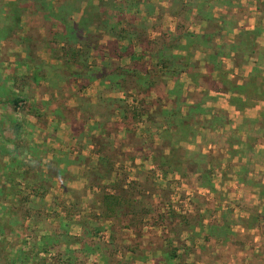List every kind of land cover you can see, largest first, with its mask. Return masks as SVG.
I'll return each instance as SVG.
<instances>
[{"label":"rangeland","instance_id":"1","mask_svg":"<svg viewBox=\"0 0 264 264\" xmlns=\"http://www.w3.org/2000/svg\"><path fill=\"white\" fill-rule=\"evenodd\" d=\"M208 1L224 3L127 0L116 37L90 26L94 48L88 56L83 49L82 69L66 62L60 37L54 43V30L28 9L44 6L21 0L20 18L16 3L0 10V58L8 54L2 70L13 69L9 78L2 74L9 80L0 79V159L25 178L10 194L0 177V264H264V104L241 129L224 105L264 100V55L257 82L238 85L244 49L252 45L213 37L249 7L264 21V0H228L234 12H224L225 23L209 18L202 32L198 18L209 17ZM96 3L75 1L72 19L87 21ZM20 24L25 58L10 30ZM249 38L243 43L253 44ZM129 42L147 69L138 72L157 83V92L114 76L130 63L119 48ZM160 53L163 61L177 55L178 74L157 66ZM13 77L16 86L8 83ZM212 89L233 96L223 100ZM16 97L24 111L7 103ZM239 130L247 134L243 142ZM240 144L247 163L234 148ZM104 193L120 199L115 211L103 206ZM33 201L28 210L41 222L32 226L25 212ZM81 237L88 248L76 253Z\"/></svg>","mask_w":264,"mask_h":264},{"label":"trees","instance_id":"2","mask_svg":"<svg viewBox=\"0 0 264 264\" xmlns=\"http://www.w3.org/2000/svg\"><path fill=\"white\" fill-rule=\"evenodd\" d=\"M33 4L37 5V6H44V7H52V6H57L60 9V13H53L51 16L56 19L57 22H61L62 24H60V27H58L56 30H54L53 35H54V43L57 42V38L60 37V40L58 42V44L61 43V46L59 47L60 50H63V54L65 57V60L67 63H70L71 65H75L76 67H80L81 69L83 68V66H86V57H84L83 59H81L82 61H79V57L80 55H82V51L83 49H87V56L90 54V49H93L94 47L92 46L93 41H90V35L92 34L91 27H95L98 30L100 29H105L107 34L116 37L117 36V32H120L121 30H124V28H120V26H122V21H123V11H124V7H126L127 4H129V2H127V0H118V4L117 3H111V4H106L103 3L102 0H97V3L95 5H93L91 8H94V10L96 11V13H91L89 14V19L87 18V21L84 19L80 20L77 24H72V25H68V26H64L66 25L63 23V20L65 19L64 16H66V10L65 8L67 6H70L71 8H73V6L75 5V1L77 0H30ZM3 3H5L4 0H0V10H2V6ZM66 3V5H65ZM10 4H15L10 2ZM45 4V5H43ZM101 8H104L103 11H100ZM97 11L99 13H97ZM98 14L100 16H98ZM98 18V19H97ZM98 20L99 23L94 22V20ZM84 23H86V26L84 25ZM96 23V24H95ZM91 26V27H90ZM62 27V28H61ZM179 30V28H178ZM85 33V34H84ZM189 36H192V33L188 34ZM89 36V38H88ZM188 36V37H189ZM5 35H0V44L1 41H3V38H5ZM86 39V40H85ZM1 48V46H0ZM119 48L123 50L122 54H124L123 56H126L130 63H128V65H126L125 67H121L119 68V72H115L113 74H115L114 76L116 78L123 76L122 81H127L130 80L131 82V87L133 88H137V89H144V87L146 86V91H153V92H157L156 91V86L153 80L149 79L147 80L145 77H142L140 75V72H138V69H140L139 71L142 70H146L145 69V64L141 63V58L142 53L135 51L132 47V44L128 45H119ZM24 49H26L24 47ZM27 54L29 53L26 49ZM1 58H0V67L2 65L1 63ZM178 58L177 55H171L170 58H168V60H164L162 59L161 53L158 55V60H157V66H163L165 71L167 73H170L172 75L178 74ZM3 74H7L6 76L9 78L11 76H13V69L11 70L8 67H3ZM85 69V68H84ZM88 70V68H86ZM2 70V68H1ZM5 71V72H4ZM93 71V70H92ZM88 72V71H87ZM82 78H87V76L89 77L90 75H85L84 77L82 75H80ZM150 76V75H149ZM158 76L156 75V78ZM8 78H3L2 80H9ZM12 79V86H16L17 85V79L16 77L10 78ZM22 82H26L23 79H21ZM147 80V81H146ZM126 81V82H127ZM114 83V82H113ZM117 87L122 86V84L117 80V83H114ZM157 84V83H156ZM22 100L18 97L7 100V103H9L11 105V107L17 111H24L22 106H20V102ZM19 109V110H18ZM32 115H34V117H36L37 120H39V115L37 113V111H32L31 113ZM27 148V156H29V154L32 152L27 145L25 146ZM15 164L11 163V162H5L2 161V159H0V177H3V180L10 184V189L9 192L10 194H12V191L14 190V188H20V182L22 180H25L24 177H22V172L20 167H18L19 169H15ZM8 187H5V189H7ZM15 195V194H14ZM117 195H113V194H103L102 196V204L103 206L106 208V210L109 211H115V207L116 205H118V203L120 202V199L117 198ZM43 199H39L38 202H41ZM117 200V203H115L114 201ZM36 202H29L27 205V210L25 212V216L26 218L29 219V221L31 222L32 226L34 223H38L41 222V220L36 218V214L34 213L35 211H33L32 209L28 210V208H30V206H33V204ZM112 213V212H111ZM109 218L113 217V215L108 214ZM56 231V230H55ZM0 232H2V230L0 229ZM92 235V233H90ZM58 235L60 237H64V235H60L58 233ZM90 236V235H89ZM79 243L78 246H80L77 252H82L83 248H88V243L85 240V238L81 237L80 239H78L77 241ZM45 249V248H44ZM61 253L60 248L57 249V253Z\"/></svg>","mask_w":264,"mask_h":264},{"label":"crops","instance_id":"3","mask_svg":"<svg viewBox=\"0 0 264 264\" xmlns=\"http://www.w3.org/2000/svg\"><path fill=\"white\" fill-rule=\"evenodd\" d=\"M9 2L16 3L14 8L19 11V18H20L21 14H22V11H21L22 2H21V0H18V1L10 0ZM223 2L224 3H220V5L217 4L215 6H214L212 1H208L205 3V5H207L208 7L212 8V9H210V11H209V17L208 18H205V17H199L198 18V24H199L198 28H200V30L202 32H206L209 30V29H207V30L205 29V31L202 30V28L205 25H207L208 21L210 20L209 18H211L213 20L215 19V24H220L221 22L225 23L224 12H227V11L234 12L233 11V10H235L234 7H236L237 5H235L233 3V1L223 0ZM8 7H10V4H7L5 1V3H3V6H2V8H3L2 11H5L6 8H8ZM44 8H47V10ZM44 8H37V7H33L31 5H29V7H28L29 10L33 9L34 11H36V13L39 15L41 21L44 22V24H43L44 28H49V30H56L58 27H60V24H62V23L60 21L57 22L56 19H54L51 15L53 13L59 14L60 9L57 6L56 7L55 6L44 7ZM73 8H71V7L65 8L66 16H64V18L68 19V20H66V23H64V20H63V23L66 24V25H63V27L68 26V25H72L73 23L77 24L80 20H82V19L84 20V18L82 17L81 14H79L78 19H74V18L72 19V13H75L77 11ZM249 10H250L249 12H244V14H242V16L244 15L242 17V19H239L238 22L236 24H234L230 30L225 29V28L222 29V32H223L222 36H220V37H219V35L213 36L214 39H216V40H220L221 38L224 40H226L227 38H230L231 41L233 39L234 40L240 39V43L242 45H245V46L252 45V48H250L249 50L244 49V53H246V54H244L245 60L242 62L241 67L239 69L240 75H239V78L237 79L238 85H243V84H246L248 82L255 84L257 82L256 81L257 79L255 78V74H256V71L260 68L262 56L264 55V21L260 20V17H259L260 15H259L258 9L256 7H254V8L249 7ZM23 13H26V11ZM11 20H13V17L11 19L9 17V20L6 18L7 22L11 21ZM21 27H22V24L17 25V27L14 29L11 27L10 30H14L15 33H17L16 36L18 37V40H19L17 42V44L20 45L22 50H23L24 47L27 49V47H26L27 37L25 39H23V37H19V33H18L17 29L21 28ZM245 34H249V36H250L249 39L252 40L253 44H250L247 41L243 43ZM59 45H61V44H59ZM26 49H24L25 56L23 58L27 57L29 54V53L27 54ZM4 52H6V51L4 50ZM236 52H237V50L235 51V53ZM235 53L231 52L229 59H232V57L234 56ZM7 58H8V54L6 53L5 59H7ZM5 59H1L2 65L0 67V71H2V72H0V79L4 78V75L2 77L3 70H1V68L5 63V61H4ZM234 69H236V68L234 67ZM235 72H238V71L236 70ZM6 75L7 74H5V76ZM231 76H233V75H231ZM3 81H5V80H3ZM8 83L12 84V82H8ZM210 91H212V93L220 96V98L223 100H226V99L229 100V98L233 96L231 94L232 91L230 89L224 90V91H220L218 89H214V90L212 89ZM233 94H234V92H233ZM238 94H239V98L241 100H244L243 97L246 94L243 92V90L239 91ZM261 101H264V100L259 98L257 100V103H259V104L256 103L252 106L248 105V106H243V107L242 106H235L234 104H231L229 102H227L224 105H226V108L228 110L227 113L229 112V114H232V113L236 114V117L229 115V118L231 116V118H233V119H231L230 121L235 122V124L239 126V129H241L242 128L241 126L246 125L247 120H251L250 118H252V120H256L259 118L258 117V110H259L261 104H264V102L262 103ZM234 118H236V121H234ZM230 125L233 126V124H230ZM239 131H240L239 132V134H240L239 141H242V140H244V138H247V134H244L243 130H239ZM247 144H249V143H247ZM239 146H240L239 154L241 156V160L242 161L249 160L248 159L249 157H246L243 154V148L244 147L242 144H240L238 146L236 145L235 147L233 145L234 148H238ZM241 147H243V148H241ZM251 149L254 150V151H252L253 153L258 151V149H253V147ZM231 151H233V150H231ZM234 151H235V149H234ZM246 163H247V161H246ZM242 164L243 163H240V166Z\"/></svg>","mask_w":264,"mask_h":264}]
</instances>
